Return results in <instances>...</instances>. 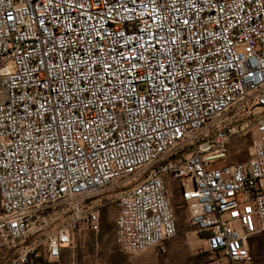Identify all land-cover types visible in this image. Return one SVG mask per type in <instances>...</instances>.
<instances>
[{
  "label": "built area",
  "instance_id": "1",
  "mask_svg": "<svg viewBox=\"0 0 264 264\" xmlns=\"http://www.w3.org/2000/svg\"><path fill=\"white\" fill-rule=\"evenodd\" d=\"M234 111L257 136L251 159L231 164ZM167 177L204 252L252 264L249 242L264 233V0H0L9 264L59 261L79 234L101 232L113 202L123 252L164 250L178 234ZM57 221L46 245L33 240Z\"/></svg>",
  "mask_w": 264,
  "mask_h": 264
},
{
  "label": "rangeland",
  "instance_id": "2",
  "mask_svg": "<svg viewBox=\"0 0 264 264\" xmlns=\"http://www.w3.org/2000/svg\"><path fill=\"white\" fill-rule=\"evenodd\" d=\"M224 120L225 123L238 121L237 124H239V133L233 141L228 163L249 161L257 136L254 122L251 118H244V115L238 111L229 113L224 117ZM166 180L175 210L178 234L176 238L164 244V250L152 248L138 255L123 252L116 241L114 222L119 209L113 202L103 210L100 233L85 231L79 234L73 246L64 254L63 260L52 261L41 257L34 264H217L204 252L206 244L197 229L190 224L189 211L181 197V184L174 182L171 177H167ZM138 182L134 181L132 184ZM45 216H40L39 223L47 219ZM62 223L63 221H57L50 224L46 231L41 232L33 240L46 245L47 236L55 232ZM107 225H110L111 229L105 230ZM249 246L254 258L252 264H264V233L253 238L249 242ZM12 257L11 254H6L0 248V264H9Z\"/></svg>",
  "mask_w": 264,
  "mask_h": 264
},
{
  "label": "trees",
  "instance_id": "3",
  "mask_svg": "<svg viewBox=\"0 0 264 264\" xmlns=\"http://www.w3.org/2000/svg\"><path fill=\"white\" fill-rule=\"evenodd\" d=\"M115 227H116V224H115V222H114V228H115ZM109 229H111V226H110V225H107V226L105 227V230H109ZM68 250H69V249H68ZM68 250L64 251V253H63L62 257H61V260L64 259V254H65Z\"/></svg>",
  "mask_w": 264,
  "mask_h": 264
},
{
  "label": "snow or ice",
  "instance_id": "4",
  "mask_svg": "<svg viewBox=\"0 0 264 264\" xmlns=\"http://www.w3.org/2000/svg\"><path fill=\"white\" fill-rule=\"evenodd\" d=\"M185 23H187V21H185ZM105 99H107V97H105Z\"/></svg>",
  "mask_w": 264,
  "mask_h": 264
}]
</instances>
